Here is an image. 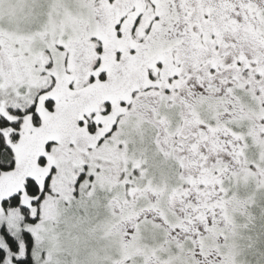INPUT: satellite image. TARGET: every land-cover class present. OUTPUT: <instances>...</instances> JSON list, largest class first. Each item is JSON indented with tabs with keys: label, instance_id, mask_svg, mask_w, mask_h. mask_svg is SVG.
Masks as SVG:
<instances>
[{
	"label": "snow or ice",
	"instance_id": "snow-or-ice-1",
	"mask_svg": "<svg viewBox=\"0 0 264 264\" xmlns=\"http://www.w3.org/2000/svg\"><path fill=\"white\" fill-rule=\"evenodd\" d=\"M0 264H264V0H0Z\"/></svg>",
	"mask_w": 264,
	"mask_h": 264
}]
</instances>
